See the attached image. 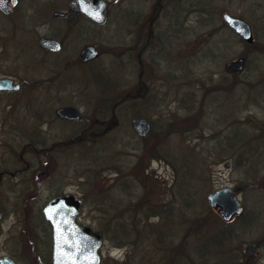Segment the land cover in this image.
<instances>
[{
  "label": "rangeland",
  "instance_id": "rangeland-1",
  "mask_svg": "<svg viewBox=\"0 0 264 264\" xmlns=\"http://www.w3.org/2000/svg\"><path fill=\"white\" fill-rule=\"evenodd\" d=\"M224 11L249 23L251 42ZM46 20L32 15L30 57L15 52L14 63L30 67L0 64L20 76L58 75L54 92L65 95L45 98L51 87L41 85L32 113L60 104L82 113L32 132L39 202L57 188L82 194L78 221L102 235L98 264H264V0H109L99 26ZM73 27L99 55L61 67L36 39ZM74 32L70 53L79 49ZM238 57L239 71L224 69ZM137 117L148 121L143 134ZM224 187L243 208L228 219L207 197ZM40 241L32 264H52Z\"/></svg>",
  "mask_w": 264,
  "mask_h": 264
},
{
  "label": "flooded vegetation",
  "instance_id": "flooded-vegetation-1",
  "mask_svg": "<svg viewBox=\"0 0 264 264\" xmlns=\"http://www.w3.org/2000/svg\"><path fill=\"white\" fill-rule=\"evenodd\" d=\"M69 1L0 0V64L16 62L15 52L18 51L20 53L24 51L29 57V53L32 54L34 42L32 15H42L43 20L48 21L51 17L56 18L64 25L77 26L79 20H86L93 26L101 24L88 18L82 11L73 10ZM107 2L109 8V0ZM108 8L105 10L104 21L107 18ZM72 31H76L73 33L75 40H72L79 49L70 53L65 51V47L68 32ZM42 37L55 40L58 46L55 48L41 46L39 40ZM84 39L83 29L73 27L59 36L39 35L36 43L54 60L51 62H59L55 60V56H60L61 67L70 64L84 67L90 65L99 55L97 45L84 42ZM85 46L91 49L84 52ZM137 57L139 55L136 54L135 58ZM21 64H17L15 69L30 67L29 61L21 62ZM55 73L48 77L32 78V75L20 76L14 71H0V80H7L0 84V259H8L12 264H32V254H34L32 244L41 242L40 240H43L45 245V257L51 256L52 227L43 212L44 206L50 199L66 195L65 203L70 204L72 201L76 202L78 198L79 211L82 210L80 203L82 194L76 191L70 192L66 188H57L41 203L37 189L32 190V132L36 134L37 127H42L43 122L49 126L52 122L70 123L79 121L82 117L79 110L77 118H67L57 113L59 108L70 104L49 105L47 110L35 109L32 113L33 97L36 99L45 95V98L53 99L65 95L64 92H54V84L58 82L55 80V77H58ZM44 84L51 87L49 93L36 94L37 96L32 94V90ZM32 114L35 115L33 126ZM81 128H85L83 123L80 124ZM78 217L79 214L77 221ZM40 251L42 253V247Z\"/></svg>",
  "mask_w": 264,
  "mask_h": 264
},
{
  "label": "water",
  "instance_id": "water-1",
  "mask_svg": "<svg viewBox=\"0 0 264 264\" xmlns=\"http://www.w3.org/2000/svg\"><path fill=\"white\" fill-rule=\"evenodd\" d=\"M70 7L75 11H82L88 18L102 22L105 18V9L108 7L106 0H70ZM222 18L242 39L251 42L252 31L248 22L244 19L224 11ZM41 46L55 48L58 46L55 40L42 37L39 40ZM91 48L85 46L84 52ZM91 52V51H90ZM243 58L238 57L236 61L230 60L224 64L227 71L237 70L242 67ZM7 80H0L1 83ZM60 116L77 118L78 110L71 105H66L57 110ZM132 126L140 134L148 129V121L137 117L131 120ZM65 196H56L50 199L43 208L45 218L52 227V264H98L100 255L98 248L101 244V233L91 230L88 226L75 221L79 210V200L65 203ZM208 199L212 206H220L219 212L224 219H228L233 212L239 213L242 205L236 195L229 188H220L209 194ZM252 251V249H251ZM0 264H12L8 259H0Z\"/></svg>",
  "mask_w": 264,
  "mask_h": 264
},
{
  "label": "bare ground",
  "instance_id": "bare-ground-1",
  "mask_svg": "<svg viewBox=\"0 0 264 264\" xmlns=\"http://www.w3.org/2000/svg\"><path fill=\"white\" fill-rule=\"evenodd\" d=\"M242 210H243V208H242ZM242 210H241V211H242ZM241 211H240V212H241ZM100 246H101V244H100ZM100 246H99V247H100ZM98 249H99V248H98ZM248 249H249V251H251V248H248Z\"/></svg>",
  "mask_w": 264,
  "mask_h": 264
},
{
  "label": "trees",
  "instance_id": "trees-1",
  "mask_svg": "<svg viewBox=\"0 0 264 264\" xmlns=\"http://www.w3.org/2000/svg\"><path fill=\"white\" fill-rule=\"evenodd\" d=\"M254 42H255V40H254ZM254 42H253V43H254ZM101 89H103V87H102V86H101Z\"/></svg>",
  "mask_w": 264,
  "mask_h": 264
}]
</instances>
